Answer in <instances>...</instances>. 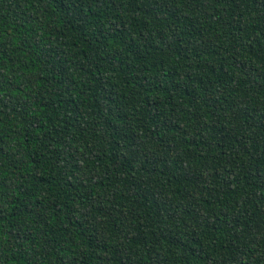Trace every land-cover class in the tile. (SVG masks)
<instances>
[{
	"label": "trees",
	"instance_id": "1",
	"mask_svg": "<svg viewBox=\"0 0 264 264\" xmlns=\"http://www.w3.org/2000/svg\"><path fill=\"white\" fill-rule=\"evenodd\" d=\"M0 264H264V0H0Z\"/></svg>",
	"mask_w": 264,
	"mask_h": 264
}]
</instances>
